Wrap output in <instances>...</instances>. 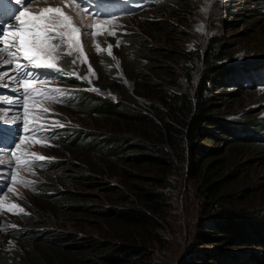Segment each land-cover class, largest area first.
<instances>
[{
    "label": "rangeland",
    "instance_id": "1",
    "mask_svg": "<svg viewBox=\"0 0 264 264\" xmlns=\"http://www.w3.org/2000/svg\"><path fill=\"white\" fill-rule=\"evenodd\" d=\"M48 8L64 10L63 13L71 17V23L80 30L79 36L73 37L76 46L61 48L62 52L70 53L64 55L68 60L65 68L68 75L74 78L64 76L63 80L58 79L56 82V100L60 102L63 95L64 105H48L53 109L50 126L61 133L55 132L53 138H61V144L48 140L28 142L27 152L36 163L23 169L11 168L0 155V193H3L0 195L3 208L0 209V264H38L40 260L30 255L39 251L32 248V243L28 241L33 236L38 238V243L39 239L49 235L62 237L61 245L73 252L88 249L91 240L94 242L101 237L97 232L95 214L90 212L91 216L88 215L84 208L95 211L101 205L117 206L125 191V182L120 183L118 175L122 169L130 168L133 174L136 168L126 158L109 160L95 155L91 158L81 157L76 148L63 144L68 140L71 144L84 145L89 140L85 134L106 136L109 130L111 132L115 128V124L107 118L77 111L82 107L91 108L94 100L93 107L103 113L105 110L109 114L118 111L114 104L119 98L108 87L107 77L117 79L135 97L137 106L143 108L146 101L150 100L149 94L153 91L148 82H138L142 95L137 96L133 83L125 77L123 70L127 57L134 53L131 52L132 44L137 42L138 37L145 38L147 46H151L153 52L156 51L152 57L155 64L163 68L161 73L155 71L153 75L155 78L163 75L172 90L195 88L203 68L202 55L209 51L212 42H217L215 50L221 51L220 64L229 68L231 73L242 76L245 64L264 60V41L259 37L264 34V0H189L171 14L164 10L155 12V9L142 13L143 9L108 21L88 18L67 0H34L27 6L30 14H42ZM43 14L57 17L56 13ZM142 14H148L150 18H143ZM161 22H169L173 26L164 31L159 28ZM60 30L68 31L67 28ZM130 38L131 45L128 44ZM104 59L109 62L105 67ZM73 61L76 63L73 64ZM60 62L59 59L57 64L60 65ZM137 62L139 65L145 64L143 61ZM96 67H103L102 72L98 73ZM8 73L0 57V85L8 79ZM236 81L227 77L217 85L210 84L204 95L211 100L215 109L213 113H219L223 120L231 121L232 124H261L256 130H251L250 136L263 140L264 85L256 82L255 87L248 88L245 81ZM94 96L107 104H100L102 101L99 102ZM4 116L9 118V115ZM110 137L112 140L116 135ZM257 142H254L255 147L230 150L234 163H248V171L253 174V179L241 182L245 186L235 185L228 194H240L239 197H243L246 189H255V202L264 207V153ZM112 144L101 140L91 150L99 155L97 147L100 146L99 150H102L103 146L111 148ZM218 146L224 147V144ZM117 147L115 143L114 148ZM136 153L137 150L132 149L126 151L124 157L132 158ZM59 154L63 155L61 159L56 157ZM38 157L45 159L39 160ZM44 161H61L63 164L54 172L52 167H36L37 163ZM139 169L145 171L147 167L140 166ZM81 174L92 176L95 180L83 181V185ZM168 180L169 185L162 188L164 197L161 210L157 212L159 228L154 229L153 233L158 240L154 236L155 241L148 246L147 255L135 258L131 264H184L185 258H197L199 252L203 254L207 248H218L220 258H224L225 254H242L243 251L247 254L256 249L246 245L229 247L231 244L228 243L223 244V247L216 246L218 244L213 240L207 239L208 231L202 228L205 221L202 216L204 200L200 197L197 185L187 181L179 167L171 170ZM20 182H27L29 187ZM131 183L143 185L133 178ZM44 190L49 197L47 200L42 198ZM247 204H251L250 200ZM16 232H22L23 235H15ZM149 232L153 231L149 229Z\"/></svg>",
    "mask_w": 264,
    "mask_h": 264
},
{
    "label": "trees",
    "instance_id": "2",
    "mask_svg": "<svg viewBox=\"0 0 264 264\" xmlns=\"http://www.w3.org/2000/svg\"><path fill=\"white\" fill-rule=\"evenodd\" d=\"M188 1L161 0L157 8L153 9L155 12L164 10L171 14ZM141 17L148 19L150 15L142 14ZM172 26L169 22L159 24V28L165 29L164 31ZM259 37L264 41V34ZM143 43L145 38L138 37L137 42L132 44L131 52L134 53L127 57L128 61L124 63L123 70L125 77L133 83L137 96L142 95L138 82H148L153 91L152 94L146 92L151 97L150 100L146 101L143 108L137 106L135 97L131 96L117 79L107 77L108 87L119 98L114 104L118 111L109 114L105 110L103 113L93 107L95 100L92 98L91 108L82 107L77 111L109 119L115 124V128L111 129L112 133L110 130L107 132L111 133L108 136L87 133L85 135L89 140L84 145L71 144L68 140L63 144L76 148L81 157L91 158L95 155L109 160L126 158L132 163L136 168L133 174L130 168L122 169L118 175L119 182H125V191L119 190L122 192L119 204L114 207L101 205L95 211L89 207L84 208L88 215L91 216L90 212L95 214V222H98L97 232L101 236L94 242L91 240V247L88 249L73 252L61 245L62 237L49 235L39 239L38 243V238L33 236L28 241L32 243V248L39 249L40 252L30 253L31 257L40 260L38 264H131L135 258L146 256L148 246L155 241L154 229L159 228L157 212L161 210L164 197L162 188L169 185L171 170L179 167L186 180L197 185L200 197L204 200L202 216L205 221L202 228L208 231L207 239L213 240L212 242L218 244L216 246L221 247L228 243L231 244L229 247L246 245L256 248L247 254L245 251L238 255L225 254L224 258H220L218 248H207L205 253L199 252L197 258H185L183 263L264 264V207L255 202L257 191L246 189L243 197H239L240 194H228L235 185L245 186L241 182L253 179V174L248 171V163H234L230 150L254 146L256 141H259L257 143L262 146L259 148H262L264 153V139L250 136L251 130H256L261 124H232L231 121L223 120L219 113H213L215 109L211 100L204 95L210 84L217 85L227 77L235 83L237 79L245 81L248 88L255 87L256 82L264 80L259 78L264 77V63L245 64L242 76L239 73H231L229 68L220 64L221 51L219 54L215 50L217 42H212L209 51L202 55L203 68L195 88L172 90L163 75L159 78L153 75L155 71L161 73L163 68L158 63L155 64L156 61L152 57L156 51L153 52L151 46ZM128 44L131 45V38ZM103 61L104 67L109 65L107 60ZM137 61H143L145 64L139 65ZM96 70L101 73L103 67H96ZM94 97L99 102L102 101L100 104H107L103 99ZM111 135L116 137L111 140ZM101 140L113 144L111 148L103 146L102 150H99L100 146L97 147L98 155L92 152L91 148L96 147ZM87 143L90 144L86 145ZM115 143L117 148H114ZM219 144H224V147H219ZM132 149L137 150L136 155L132 158L124 157L126 151ZM56 157L61 159L63 155ZM62 164L57 161L51 166V170L54 172ZM140 166H146L147 169H139ZM80 177L83 178V185V181L95 180L86 174H81ZM131 178L139 180L143 185L131 183ZM45 191L42 192V198L47 200L49 197ZM131 195L134 196L132 201ZM248 199L250 205L247 204ZM149 229L153 232H149ZM15 235L23 233L16 232ZM29 236L31 235H27ZM155 239L158 240L156 236ZM72 241L75 239L72 238Z\"/></svg>",
    "mask_w": 264,
    "mask_h": 264
},
{
    "label": "snow or ice",
    "instance_id": "3",
    "mask_svg": "<svg viewBox=\"0 0 264 264\" xmlns=\"http://www.w3.org/2000/svg\"><path fill=\"white\" fill-rule=\"evenodd\" d=\"M34 0H15L16 4L24 8ZM78 6L83 7L80 0H73ZM12 3V0H0V17H2L4 9ZM206 10V9H205ZM43 13H56L57 17L46 16ZM42 14H29L27 11H19V27L10 25V36L5 37L4 28H0V52H7L9 57L8 63L12 65L13 75H8L9 81H15L17 85L18 98L23 100V108L25 113L28 108V97L34 92H40V99L48 98L49 91H57L58 89H36L34 83L52 82L54 78H41L38 73L33 71L34 68L56 69L57 62L65 53L61 51L62 47H74L76 41L74 36H79L80 30L71 23V17L63 13L60 8L44 9ZM98 16V14H94ZM16 17L14 16L13 19ZM67 28V32L60 29ZM203 26H201L202 30ZM90 34V33H85ZM8 41V42H5ZM56 41H59L57 43ZM111 46H109L110 48ZM111 54V52H109ZM76 61H73L75 64ZM7 75V73H6ZM7 84L0 87H7ZM7 111V110H6ZM37 115H43L38 112ZM51 131L48 125H35L30 127L29 135L33 136L37 142L50 140L51 137L42 136L41 133ZM11 155H15L11 149L8 150ZM21 158L17 157V162ZM37 159L43 160L44 157ZM34 161L26 160L22 166L32 167ZM23 183V182H22ZM28 187L27 183H24ZM3 195V193H0Z\"/></svg>",
    "mask_w": 264,
    "mask_h": 264
},
{
    "label": "clouds",
    "instance_id": "4",
    "mask_svg": "<svg viewBox=\"0 0 264 264\" xmlns=\"http://www.w3.org/2000/svg\"><path fill=\"white\" fill-rule=\"evenodd\" d=\"M67 1L69 3L71 2L80 11L81 14L87 16L90 19H97V20L104 19L103 14L99 16H94L87 12H84L83 8H86V5L81 1L80 3H82L83 8L78 6L77 3H74L73 0H67ZM153 8H155V6L152 7L151 9L143 10L142 13L148 12ZM25 9L29 13L27 8ZM63 11L64 10H62V12ZM136 11L139 12L138 10H134L131 11V13ZM9 36L10 33L8 37ZM0 57L9 70L8 75H13L14 72H12L11 70L12 65L11 63H8L9 57L7 55V52H0ZM60 60H61L60 62L61 66L57 64L56 69H44V68L33 69V71L38 73L41 78H45V79L54 78L50 83L48 82L34 83V87L36 89H41V90L56 89L55 85L58 79L63 80L64 76L74 78L73 75L71 74L68 75L69 72L65 68L67 67L66 63L68 62V60H66L64 56ZM263 62L264 60H257L253 64L263 63ZM3 84H7L8 86L0 88V155H2V157L5 158V160H7V165L10 166L11 168L23 169L25 168V166H22L24 164V161L32 160L35 162L34 158L27 152V148H26V144L28 142L36 140L33 136L28 134L30 127L40 124L50 126L49 121H51L52 119L51 114L53 113V109L48 107V105L59 107V104L64 105V100L62 99L60 102L56 100V95H55L56 91H49L48 98H44V99L39 98L41 95L40 92H34L31 96L28 97L27 103L29 110L27 111V113H25L23 108V100L21 98H18L16 82L9 81L7 79ZM260 85H264V80L260 82ZM64 88H65V84H64ZM62 94H63V90H62ZM38 112H43V115H37ZM4 115H9L8 116L9 118H6L7 116ZM55 132L60 133L59 130L55 129L54 127H51V131L43 132L41 133V135L51 137V139L48 140V142L55 141L60 143L61 138H57V139L53 138V134ZM9 149H11L12 152L15 153V155H11L8 151ZM17 157L21 158L19 162H17ZM56 162L57 161H52L47 163L44 161V163L41 164L37 163L36 167H42L43 169H48L51 168V166ZM20 183L24 185V183L27 182H23V183L20 182ZM1 187H2V177L0 174V190ZM0 209H3L2 204H0Z\"/></svg>",
    "mask_w": 264,
    "mask_h": 264
}]
</instances>
